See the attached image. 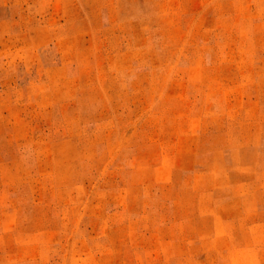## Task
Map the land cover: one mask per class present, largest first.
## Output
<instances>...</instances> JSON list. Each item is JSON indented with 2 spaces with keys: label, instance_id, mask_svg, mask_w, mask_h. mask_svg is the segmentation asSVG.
<instances>
[{
  "label": "rangeland",
  "instance_id": "374dc122",
  "mask_svg": "<svg viewBox=\"0 0 264 264\" xmlns=\"http://www.w3.org/2000/svg\"><path fill=\"white\" fill-rule=\"evenodd\" d=\"M0 264H264V0H0Z\"/></svg>",
  "mask_w": 264,
  "mask_h": 264
}]
</instances>
